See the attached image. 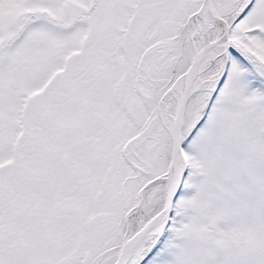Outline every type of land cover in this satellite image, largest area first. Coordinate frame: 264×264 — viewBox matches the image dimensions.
<instances>
[{"label":"snow or ice","instance_id":"obj_1","mask_svg":"<svg viewBox=\"0 0 264 264\" xmlns=\"http://www.w3.org/2000/svg\"><path fill=\"white\" fill-rule=\"evenodd\" d=\"M0 264H264V0H0Z\"/></svg>","mask_w":264,"mask_h":264}]
</instances>
